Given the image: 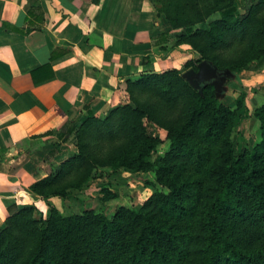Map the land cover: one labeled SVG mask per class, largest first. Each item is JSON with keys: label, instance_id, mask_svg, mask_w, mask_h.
I'll return each mask as SVG.
<instances>
[{"label": "trees", "instance_id": "16d2710c", "mask_svg": "<svg viewBox=\"0 0 264 264\" xmlns=\"http://www.w3.org/2000/svg\"><path fill=\"white\" fill-rule=\"evenodd\" d=\"M216 3L219 18L208 28L194 27L206 19L202 11L196 18L158 10L173 28H184L172 46L187 43L194 52L182 68L128 79L129 101L105 116L88 110L80 121L17 143L32 152L44 135L61 141L75 135L77 151L30 186L47 202L46 214L35 204L9 207L0 229V264H264V103L253 112L260 122L255 144L240 148L236 118L245 89L235 107L219 99L220 77L264 67V0ZM204 60L219 77L196 87L185 74ZM32 76L39 82L35 71ZM147 123L167 130L163 156L162 140L148 133ZM101 167L153 171L168 191L147 181L151 197L111 217L87 207L65 213L50 201L69 198ZM199 236L193 249L199 256L191 257L189 243Z\"/></svg>", "mask_w": 264, "mask_h": 264}, {"label": "crops", "instance_id": "0c3cea01", "mask_svg": "<svg viewBox=\"0 0 264 264\" xmlns=\"http://www.w3.org/2000/svg\"><path fill=\"white\" fill-rule=\"evenodd\" d=\"M178 30L153 0H0V229L11 205L35 203L45 212L47 202L30 186L77 150L68 143L73 135H44L32 152L17 143L88 110L105 116L129 101L128 79L182 68L194 52L187 43L172 46ZM240 89L246 104L264 98V68L226 79L222 94L237 98Z\"/></svg>", "mask_w": 264, "mask_h": 264}, {"label": "rangeland", "instance_id": "374dc122", "mask_svg": "<svg viewBox=\"0 0 264 264\" xmlns=\"http://www.w3.org/2000/svg\"><path fill=\"white\" fill-rule=\"evenodd\" d=\"M216 1L217 0H153L154 4L161 12H166V10L173 13L182 12L188 17L199 18L201 16L198 14H201L202 11L206 19L196 23L194 27L197 28H208V23L210 21L219 18V4H217ZM177 33H185L184 28H180L175 32V36H178ZM175 39L176 38L174 37L173 41ZM191 69L197 70V68L192 67L187 69V71ZM221 85L223 86L222 83ZM223 92L224 87L222 93ZM239 92L241 94L243 90L240 89ZM245 92L247 94L246 90ZM222 93L219 95V99L224 103H232V107H235L236 100L239 96L237 98L235 96L229 98L232 95H226V98H224L225 94ZM244 103L245 106L243 105L242 108L238 110V116L236 118L237 129L235 133L237 132L240 148L255 144L260 122L255 118L253 112L256 106L264 103V98L259 97L258 99L257 96L254 95L249 98V104H246L245 97ZM147 128L150 135L155 134L154 136H157L162 140L159 144L158 150L159 154L163 156L169 149L170 141L167 138V130L153 123H147ZM68 143L70 145H76V136L73 135L72 138L68 140ZM73 153H71L70 156ZM97 175L98 176L92 179L86 186H84V188L80 190L73 189L71 196L66 200H63L60 197L56 198V203L59 205L60 210L65 213H79L85 207L95 208L100 213H105L111 217L122 206L136 207L144 204L154 191L147 181L155 182L156 189L158 188L163 191H168L167 187L155 180V173L153 171L133 172L132 170L123 169L122 171L115 173L107 168L101 167ZM104 197L105 199H103ZM37 207L41 209L40 206L37 205ZM47 210L48 208L45 209V214L47 213ZM200 243V236L190 241L189 250L190 253L192 251V254H190L191 257L198 258L199 254L193 251V249H196Z\"/></svg>", "mask_w": 264, "mask_h": 264}, {"label": "water", "instance_id": "95a60500", "mask_svg": "<svg viewBox=\"0 0 264 264\" xmlns=\"http://www.w3.org/2000/svg\"><path fill=\"white\" fill-rule=\"evenodd\" d=\"M185 77L196 87L200 86V83L203 81L212 80L219 77V73L216 67L212 65L207 60H204L198 64L197 70L191 69L188 70L185 74ZM222 79V80H221ZM227 77L223 76L219 78V81L223 84ZM220 83V84H221ZM220 95V94H219Z\"/></svg>", "mask_w": 264, "mask_h": 264}]
</instances>
